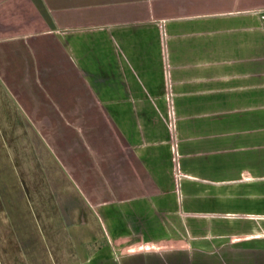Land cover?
<instances>
[{"label":"crops","instance_id":"obj_1","mask_svg":"<svg viewBox=\"0 0 264 264\" xmlns=\"http://www.w3.org/2000/svg\"><path fill=\"white\" fill-rule=\"evenodd\" d=\"M0 264H264V0H0Z\"/></svg>","mask_w":264,"mask_h":264},{"label":"rangeland","instance_id":"obj_2","mask_svg":"<svg viewBox=\"0 0 264 264\" xmlns=\"http://www.w3.org/2000/svg\"><path fill=\"white\" fill-rule=\"evenodd\" d=\"M253 106H250V105H246V104H236L234 103V101H232V112H235V111H244V110H250ZM239 182L241 181H238L236 183V185H241ZM243 182H245V180H243Z\"/></svg>","mask_w":264,"mask_h":264}]
</instances>
